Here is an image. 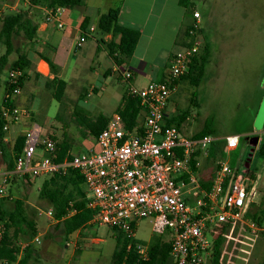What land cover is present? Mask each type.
Here are the masks:
<instances>
[{"label":"built area","instance_id":"1","mask_svg":"<svg viewBox=\"0 0 264 264\" xmlns=\"http://www.w3.org/2000/svg\"><path fill=\"white\" fill-rule=\"evenodd\" d=\"M57 9L59 6L47 7L41 23L55 22L62 28L64 23ZM199 19V13L193 12L190 34L197 33ZM92 30L90 27L89 31ZM85 35L86 32L79 37L77 45L85 41ZM198 39L197 34L189 47H182L172 56L161 81L135 85L131 69L120 67L125 90L139 100L143 119L128 129L116 112L94 137L96 149L71 153L69 159L57 161L55 140L49 135L41 136L40 127L32 125L24 134L21 151L14 157L13 169L2 175L0 198L6 196L9 177L45 176L75 169L83 178L87 206L93 211L90 223L120 230L133 241L130 243H134L141 260L148 259L149 250L147 245L135 241L136 228L142 219L150 220L155 235L169 234L174 264H210L213 251L210 233L217 223H230V232L235 225L243 223L253 231L258 230L245 214L255 202L260 174L245 167L246 159L236 167L219 154L213 162L209 185L205 187L199 170L218 139L210 135H185L175 125L165 123V108L175 89V79L186 73L188 62L199 48ZM23 76L22 69L8 70L11 88L4 98L8 105L1 108L7 122L3 130L22 114L15 99L21 93L18 83ZM237 145L238 136L227 135L221 150L229 152ZM39 149L46 155L37 158ZM42 210L39 214L54 221L51 208ZM2 232L0 224V239ZM39 242L40 236L36 234L28 243ZM25 245L22 243L21 247Z\"/></svg>","mask_w":264,"mask_h":264},{"label":"rangeland","instance_id":"2","mask_svg":"<svg viewBox=\"0 0 264 264\" xmlns=\"http://www.w3.org/2000/svg\"><path fill=\"white\" fill-rule=\"evenodd\" d=\"M84 2L91 6L99 3L106 12L108 7L119 6L122 0H84ZM24 3L25 0H0V16L28 8V3ZM185 9L186 17L191 20L189 26L193 22L192 13L195 11L199 13L196 35L198 34L201 45L205 37L210 41L211 57L199 84L193 85L188 80L180 83L173 99L167 104V110L169 112L175 110V117L185 114L186 117L179 127L183 134L194 135L203 130L206 132L205 135L217 138L216 143L220 147L218 155L220 154V157L227 160L231 166L240 167L243 164L250 150L249 137L258 136V143L254 147L249 165L251 171L260 174L253 203L256 206H251L252 211H257L264 205V159L258 154L259 144L264 145V0H191L190 6ZM31 13L33 20L39 24L40 19L37 17L40 16L39 9L32 7ZM13 42L17 52L11 53L9 60L15 59L21 48L27 44L22 37H17ZM88 43L91 42H87L84 46ZM201 45L198 48L199 52ZM175 49L176 45L172 47L171 52ZM1 51H4L2 45H0ZM82 62L87 69L86 63ZM168 66L169 63L166 68ZM9 67L10 65H6V68ZM82 73L85 78L87 75L91 76L86 70ZM157 76L155 72L154 80L158 78ZM4 78L6 76L3 74L1 80L3 81ZM111 82L120 91L122 85L124 87V84H120L115 77H111ZM2 95L3 84L0 82V101ZM35 99L37 100V96ZM36 100L32 102L33 108H37ZM67 102L68 96L62 101L52 98L44 112L38 114L36 109L34 117L36 123L44 127L47 124L46 118H49L48 124H50V120H55L56 112L61 111L62 119L55 124L56 127H60L66 116ZM73 130L71 128L67 131L73 133ZM233 134L238 136L237 148L229 152H221L220 145L223 143V138ZM72 141L78 142L75 146L72 145L74 149L80 147L81 150L84 147L81 150L83 152L97 147L94 137L91 136L72 135ZM210 162L214 161H209L210 167L206 169L209 172L204 173L203 180L208 178L207 174L213 169L214 164ZM29 178L34 180V189L32 186L22 187L21 184H17L18 181L9 177L5 197H23L31 207L34 206L37 188L44 176ZM40 210L42 209L39 211L36 209L35 221L42 236L41 242L36 244L35 248L42 252L37 257L39 263L34 264H64L58 257L62 242L60 235L53 229L51 221L43 213L39 214ZM255 222L254 220L253 223L258 230L253 231L243 223L234 226V230L225 236L222 243V264H257L263 261L264 215L260 216V225ZM94 227L97 232L91 233L101 239V246L98 249L86 248L83 253L76 252L73 259L70 258L69 264H79V260L84 264H110L116 244V232L102 224ZM150 227L149 219L140 220L136 228V238L149 241L155 235ZM163 236L165 241L169 240L166 235ZM168 264H174L172 258Z\"/></svg>","mask_w":264,"mask_h":264},{"label":"crops","instance_id":"3","mask_svg":"<svg viewBox=\"0 0 264 264\" xmlns=\"http://www.w3.org/2000/svg\"><path fill=\"white\" fill-rule=\"evenodd\" d=\"M24 4H27L26 0ZM34 8L39 9L40 16L37 17L41 20L47 12V7L35 6ZM108 9L109 7L107 11ZM106 12L102 10L99 3L91 6L85 4L84 0L81 4L73 7L59 6L56 13L63 21L64 26L58 28L55 22L41 23L39 20L34 41L32 43L26 41L27 46L24 45L21 48L20 53H28L31 64L22 69L24 72L23 85L20 87L21 93L15 99L22 114L18 121L10 123L8 128L2 131L0 138V183L2 175L9 171L8 167L12 166V169L14 167L15 155L13 150L17 144V139L19 137L24 138L25 132L32 125L37 124L40 127L41 136L43 137L49 135L56 142L66 140V143L70 146L69 153H76L84 147L81 150L80 147L74 149L72 145L75 146L78 142L72 141V135L91 136L88 129L78 120L85 118L86 121H94L102 116L108 121L123 103L126 89L125 82L119 76L120 66L113 61L106 46V43L111 40L118 43L119 35L104 33L98 27L99 17ZM186 14V9L179 3V0H122L119 5L118 23L136 28L140 32L131 57L124 60V67H128L133 73L132 82L135 85L144 86L151 81H159L166 75L168 71L166 65L172 56L182 49L180 37L191 21L188 20ZM90 27L93 28L92 31H89ZM85 32V41L81 45H77L79 37ZM87 42L91 43L84 46ZM174 45H176V49L171 52ZM83 46L84 48H82ZM33 50L50 57L54 71L51 72L47 61L32 53ZM2 53L1 51L0 55ZM11 60H9V63L12 62ZM82 61L86 63L87 69L84 68L83 65L85 64ZM10 68L5 66V76H7ZM84 70L88 71L91 76L88 77L87 75L85 78L82 73ZM155 72L158 75L156 80L153 78ZM53 76L63 79L66 83L60 100L62 101L68 96L66 116L61 122V126L56 127V122L62 119L60 118L61 111H58L55 120H50V124H48L49 118H46L45 122L47 124L42 127L35 121V111L37 109V113L40 114L41 111H45L46 105L51 103L53 96L50 90H46L45 83L47 79ZM111 77H115L120 84H124L121 91L111 82ZM0 82L3 84V95L0 101L1 109L6 94L7 78H4L3 81L0 79ZM183 82H187V80H179L175 84V89L168 102L173 99L179 84ZM35 96H37V100ZM34 100H36L37 108L32 107ZM167 104L165 121L173 119L175 113V110L170 112L167 110ZM142 119V113L140 112L137 123L142 122ZM71 128L74 129L73 133L67 131ZM66 137H69V139H66ZM45 155L46 153L39 149L36 157L40 158ZM209 161L208 158L202 161L199 170L201 179L205 175L204 173L209 172L206 170L210 167ZM213 171L214 165L209 173L210 175L207 174V176H212ZM11 178L13 179V177ZM14 179L22 187L32 186V189H34L33 179L28 178L26 181L25 178L17 176ZM53 223L54 221L50 222V224ZM94 226L89 223L71 233L67 238L61 239V251L58 257L64 264H69L70 258L73 259L76 252L81 251L83 253L86 248L88 250L90 247L98 249L101 246V239L95 237L96 234L92 235V233L97 232V230H94ZM37 234L41 239L42 234L39 232ZM163 235H166L169 238L168 241H170L168 233ZM154 236L160 235H153L152 238ZM152 238L147 242L138 238L136 240L149 247ZM36 244L38 243L34 245ZM41 252L42 250L35 248L30 264L38 261L37 257L41 255ZM0 264L3 263L0 261ZM79 264H84V262L79 260Z\"/></svg>","mask_w":264,"mask_h":264},{"label":"trees","instance_id":"4","mask_svg":"<svg viewBox=\"0 0 264 264\" xmlns=\"http://www.w3.org/2000/svg\"><path fill=\"white\" fill-rule=\"evenodd\" d=\"M82 0H27L26 9H21L16 12L6 13L0 16V45L3 46L4 51L0 55V79L2 75L5 76V66L9 63V56L15 52L14 39L22 37L25 41L32 43L34 41L37 23L33 20L31 8L35 6L45 7H73L81 4ZM183 7H188L191 0H179ZM119 6L111 7L108 11L99 17L98 27L104 33H111L112 35H119L118 43L112 40L106 43L108 53L113 61L120 67L124 66L125 59L131 57L134 48L139 38V30L130 26L121 25L118 23ZM191 26H186L181 38L182 47H189L196 33L190 34ZM180 41V40H179ZM178 41V42H179ZM177 42V43H178ZM201 45V44H200ZM17 52V51H16ZM32 53L44 58L49 64L50 71H54V66L50 57L45 56L43 53H38L35 50ZM197 53L188 62L187 71L175 79V83L179 80L186 79L193 85H198L203 75L206 65L211 57V43L205 37L201 45L200 52ZM31 64V59L28 53H18L17 58L10 62L11 68L24 69ZM165 77V76H164ZM163 77V78H164ZM6 82V93L10 90L11 86L8 83V73ZM162 78V79H163ZM161 79V80H162ZM24 76L19 80V87L23 85ZM159 80V81H161ZM66 83L63 79L53 76L47 79L45 87L51 91L54 99L60 101L63 96ZM8 105L3 100L2 105ZM116 112L123 120L125 127L132 129L139 120L140 106L139 100L135 97L129 96L125 90V97L123 103L117 108ZM185 114L182 113L173 119L165 121L168 125H175L177 128L185 119ZM89 131V134L96 137L98 133L106 127L107 119L99 116L94 121H86L85 118L78 120ZM6 123L5 118L1 114L0 109V138L2 136L3 126ZM206 132L201 130L193 136H202ZM54 139V138H53ZM55 140V139H54ZM23 137L17 139V144L14 147V155L16 156L23 147ZM56 160L63 161L69 159L70 146L66 140L56 142ZM222 146V144L220 145ZM220 151L217 143H214L209 152V160H215ZM222 152V151H221ZM258 154L264 159V145L259 144ZM14 156V157H15ZM12 170V166L8 167ZM13 179L15 176H12ZM210 177L203 180V185L208 187ZM23 178H29L28 175ZM16 180V179H14ZM15 182V181H14ZM87 191L81 174L72 168L65 171L53 172L44 176L40 187L37 192V198L34 206H30L26 198L23 197H2L0 198V224L3 227V232L0 239V261L5 264L16 261V264H30L35 252V243H28L37 233V224L35 221L36 209H52V216L54 219L53 229L60 235L61 239L67 238L71 233L85 227L90 223L93 211L87 206ZM251 206H256L252 204ZM248 209L245 218L251 222L260 225V216L264 215V205L257 211ZM240 226L239 224L235 227ZM234 227V228H235ZM114 230L116 244L112 253L110 264H168L170 257V243L164 240V236H154L151 240L148 250V259L141 260L134 248V243L131 239L127 238L117 228L110 227ZM232 228V231L234 230ZM231 230V224L228 222L217 223L213 226L211 231V239L213 242V251L210 264H222V243L225 236ZM231 231V232H232ZM137 241V240H135ZM22 243H26L21 247ZM130 248L128 249V245ZM34 262V261H33ZM257 264H264L263 261Z\"/></svg>","mask_w":264,"mask_h":264},{"label":"water","instance_id":"5","mask_svg":"<svg viewBox=\"0 0 264 264\" xmlns=\"http://www.w3.org/2000/svg\"><path fill=\"white\" fill-rule=\"evenodd\" d=\"M258 143V136H253L249 139V146H250V150H249V154L247 155V159L245 162V167L249 166V162L250 159L252 157L253 151H254V147L257 145Z\"/></svg>","mask_w":264,"mask_h":264},{"label":"flooded vegetation","instance_id":"6","mask_svg":"<svg viewBox=\"0 0 264 264\" xmlns=\"http://www.w3.org/2000/svg\"><path fill=\"white\" fill-rule=\"evenodd\" d=\"M253 136H256V135H251L250 137H249V139L251 138V137H253ZM249 139H248V141H249ZM249 149H250V146H249ZM247 159V158H246Z\"/></svg>","mask_w":264,"mask_h":264}]
</instances>
